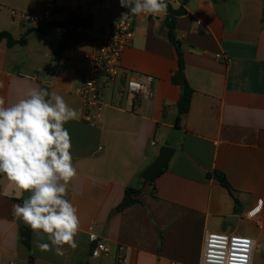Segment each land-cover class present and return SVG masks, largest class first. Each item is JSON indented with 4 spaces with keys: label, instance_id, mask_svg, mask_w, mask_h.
<instances>
[{
    "label": "crops",
    "instance_id": "1",
    "mask_svg": "<svg viewBox=\"0 0 264 264\" xmlns=\"http://www.w3.org/2000/svg\"><path fill=\"white\" fill-rule=\"evenodd\" d=\"M48 1L0 0V32L19 41L26 31L40 27L22 15L42 16ZM90 1L55 0L61 9L57 19L79 10L95 20L93 10H84ZM110 1L119 3L113 22L80 30L77 43L45 72L41 59L55 55L63 29L56 28L60 31L51 44L47 38L55 29L47 35L29 32L25 45L0 42V96L6 106L30 88L46 87L78 113L64 127L78 171L66 198L80 221L78 247L65 245V256L41 251L37 245L50 242L32 230L28 251L20 229L29 226L14 216L13 205L30 194L19 193L0 175V264H117L121 251L125 264H203L206 236L213 232L251 237L252 264H264V0L188 1L186 13L177 19L176 38L192 97L179 125L181 89L173 79L180 70L167 38V15L136 16L120 73L104 91L102 114L95 123L85 120L77 89L92 71L76 54L92 51L95 33L112 26L123 12L119 0ZM165 1L174 9L182 4ZM31 40L39 44L40 57L32 64L27 58ZM128 76H152L151 95L123 93ZM163 146L175 149L168 168L153 183H144L143 172ZM215 171L226 176L234 195L213 176ZM127 188L140 191L138 202L119 211ZM232 216L234 222L226 220ZM92 233L108 243L107 256L92 257Z\"/></svg>",
    "mask_w": 264,
    "mask_h": 264
},
{
    "label": "clouds",
    "instance_id": "2",
    "mask_svg": "<svg viewBox=\"0 0 264 264\" xmlns=\"http://www.w3.org/2000/svg\"><path fill=\"white\" fill-rule=\"evenodd\" d=\"M137 17L167 15L165 0H120ZM0 87L3 84L0 83ZM78 117L61 95L44 88H30L25 97L6 106L0 96V175L19 191L29 193L22 204L13 205L14 216L50 243H39L41 251L65 256L78 247V210L68 200V185L78 171L71 154V136L64 125Z\"/></svg>",
    "mask_w": 264,
    "mask_h": 264
},
{
    "label": "built area",
    "instance_id": "3",
    "mask_svg": "<svg viewBox=\"0 0 264 264\" xmlns=\"http://www.w3.org/2000/svg\"><path fill=\"white\" fill-rule=\"evenodd\" d=\"M60 12L61 9L56 5L55 0H49L47 9L42 16L24 14L22 19L41 26L57 19ZM73 12L83 15L79 10ZM135 18V15L128 14L126 19L121 20L120 15L112 26H106L95 33L92 51L76 54L77 59L87 63L92 71L89 76L82 80L77 89V93L85 106V120L89 123H95L100 118L103 111L104 91L120 73L122 53L133 40ZM153 82L152 76H146L143 79L128 76L123 84V93L148 97L151 95ZM152 145L155 143L153 142ZM89 242L92 245L91 254L93 258H100L109 254L108 243L100 240L96 234L89 235ZM254 251L255 241L251 237L216 232L208 233L202 263L252 264ZM125 263V255L121 251L117 256V264Z\"/></svg>",
    "mask_w": 264,
    "mask_h": 264
},
{
    "label": "trees",
    "instance_id": "4",
    "mask_svg": "<svg viewBox=\"0 0 264 264\" xmlns=\"http://www.w3.org/2000/svg\"><path fill=\"white\" fill-rule=\"evenodd\" d=\"M188 1L189 0H182V4L178 9H174L168 1H165L168 4L167 16L165 19V25L167 28V38L177 51L178 70L180 71L184 70V60H183V53L179 45V41L176 38V24H177L178 17L186 13L185 6L188 3ZM213 1L214 3H219L222 1H226V0H213ZM121 9L124 12H128L127 8L121 7ZM93 26H94V16L92 13H85L81 15V14H76L73 11H70L67 13V16L63 20L54 19L50 22H47L41 25L40 27L29 29L28 31H26L24 36L19 41L15 40L12 37L11 33H9L8 31H2L0 32V42H2L3 40H6L7 45L9 47L14 46L15 44L25 45L26 44L25 37L27 36L29 32H38V33L47 35L56 28L63 29L64 36L61 40L58 41L55 55H54L55 62H59L64 54V51L70 46L77 43L78 32L81 29L90 30L93 28ZM173 81L174 83L178 84L177 77H174ZM191 97H192V89L188 86V84H186L181 90L180 99L177 103V109H178V117L176 121L177 125H179V123L181 122L182 117L187 114L190 108V104H191ZM213 176L218 180V182L224 188H226L229 191L231 195H234L233 189L231 185L229 184L228 179L223 173L219 171H215L213 173ZM157 177L151 178L146 181L144 180V183H153ZM139 194H140L139 190L135 188H127L125 191V196L117 209L121 211L137 203L138 200L136 197Z\"/></svg>",
    "mask_w": 264,
    "mask_h": 264
},
{
    "label": "rangeland",
    "instance_id": "5",
    "mask_svg": "<svg viewBox=\"0 0 264 264\" xmlns=\"http://www.w3.org/2000/svg\"><path fill=\"white\" fill-rule=\"evenodd\" d=\"M70 1L72 2L74 0H70ZM118 5H119L118 1L111 2L110 0H108V2H106V3H102L100 0H92V1H90L89 4H86L84 6V10H86V12H89V9H91V10H93L92 12L95 15L93 30H96L104 22H106L108 24L113 22L115 17L118 15V11H119V9H118L119 6ZM16 9H18V8H16ZM6 10L10 11L11 9L7 8ZM18 10H20V9H18ZM59 31H60L59 29H55L52 33L49 34L47 39L50 42V44L54 43L55 37H56V35H58ZM36 36L38 37V35H36ZM35 41L31 40L30 46H31L33 51H32L31 54H28L29 56L27 57L28 59H30L29 60L30 64L33 63V59H36V60L40 59V57L37 56V51H36L37 48L39 47V44H36ZM50 44H49V48H50ZM41 62H40V64L41 65L43 64V66L40 69L41 72L47 71V69L49 68L50 65H54L55 64L54 54H52V58L51 59H44L43 58V60L41 59Z\"/></svg>",
    "mask_w": 264,
    "mask_h": 264
},
{
    "label": "water",
    "instance_id": "6",
    "mask_svg": "<svg viewBox=\"0 0 264 264\" xmlns=\"http://www.w3.org/2000/svg\"><path fill=\"white\" fill-rule=\"evenodd\" d=\"M177 78L178 83L180 86V89L182 90L183 87L186 85L184 73L182 71L177 72ZM44 89H47L46 87H43ZM48 90V89H47ZM175 154V149L169 146H163L161 147L159 151L158 157L155 159V161L143 172L142 179L143 180H149L151 178L157 177L160 175L164 170L168 168V165L172 159V157ZM227 221L234 222L236 220V217H227ZM20 235H21V241L22 244L27 248L28 251H31V236L32 231L28 227H22L20 229ZM32 258H30L31 260ZM30 264H33L32 261Z\"/></svg>",
    "mask_w": 264,
    "mask_h": 264
}]
</instances>
